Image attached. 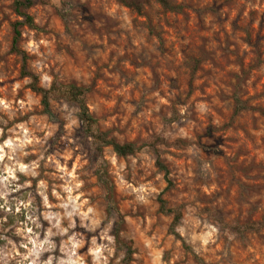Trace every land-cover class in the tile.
I'll list each match as a JSON object with an SVG mask.
<instances>
[{"label":"rangeland","instance_id":"374dc122","mask_svg":"<svg viewBox=\"0 0 264 264\" xmlns=\"http://www.w3.org/2000/svg\"><path fill=\"white\" fill-rule=\"evenodd\" d=\"M16 1L0 0V69L10 73L0 88L27 78L23 58L13 50L15 24L23 21ZM167 1L169 9L151 0L137 11L120 0H58L59 7L54 0H34L22 12L33 17L35 27L21 26L19 48L38 81L33 66L43 57L29 53L25 44L37 45L49 57L45 74L51 88L74 84L89 89L85 102L98 121L96 133L141 148L121 157L104 147L97 156L95 144L90 153L92 160L110 156L126 167L132 160L143 164L137 180L155 189L150 203L132 212L134 194L122 192L104 168L116 210L124 208L127 218L142 221V227L151 222L148 235L160 240L155 248L137 243L133 226L120 216L110 234L117 237L118 251H124L121 264H264V0ZM29 92L40 96L42 108L35 114L48 116L41 94L30 85L17 89L21 99ZM62 102L78 108L55 93L52 120H60L54 105ZM181 115L194 126V141L157 133L172 125L187 130ZM75 135L92 133L81 123ZM125 180L140 186L131 173ZM161 199L175 212H163ZM177 212L182 216L178 227L186 231L195 226L203 235L217 228L216 243L197 253L179 233L173 235Z\"/></svg>","mask_w":264,"mask_h":264},{"label":"clouds","instance_id":"9594fccd","mask_svg":"<svg viewBox=\"0 0 264 264\" xmlns=\"http://www.w3.org/2000/svg\"><path fill=\"white\" fill-rule=\"evenodd\" d=\"M54 2L60 6L58 0ZM24 47L29 53L43 57L33 68L41 77L39 87L48 91L52 84L45 74L49 57L37 45ZM9 75L0 69V81H6ZM32 83V78L27 77L15 86L0 88L4 97L0 99V264H121L124 251H118L117 237L110 233L122 215L133 226L137 243L142 242L148 248L159 246V236L148 235L151 222L142 227V221L127 218L124 208L117 211L99 179L107 167L119 189L134 194L131 210L135 212L137 206H147L149 197L154 198L155 193L151 184L137 180L136 170L144 165L132 160L126 167L123 161L117 164L110 156L92 160L90 153L95 152L96 143L93 137L75 135L82 123L75 115L79 109L62 102L54 105L60 120L36 115L42 108L40 96L29 92L21 99L17 95V89L23 90ZM199 110L206 111L203 105ZM19 118H25L24 122L17 123ZM181 119L187 130L172 125L171 130L163 132L157 128V133L170 140L180 137L194 141V126L186 116L181 115ZM213 124L219 126L218 121ZM73 160L75 163L68 167ZM129 173L139 187L133 188L126 182ZM109 208L113 209L111 214ZM175 231L197 253L219 238L214 227L203 235L196 234L195 226H189L187 231L185 227H177ZM119 235L125 238L126 233L121 231Z\"/></svg>","mask_w":264,"mask_h":264},{"label":"trees","instance_id":"16d2710c","mask_svg":"<svg viewBox=\"0 0 264 264\" xmlns=\"http://www.w3.org/2000/svg\"><path fill=\"white\" fill-rule=\"evenodd\" d=\"M34 0H18L16 1V9L18 13L23 17V21H19L15 24V36H14V41H13V50L17 53H19L24 61L23 65V71L22 74L25 77H31L33 80V83L30 84V87L37 93L42 95V104L44 107V112L51 117L52 119H55V113L52 109L51 106V96L54 95L55 93H62L64 97L69 99L71 102L75 103L78 106L79 113L78 117L80 121L86 126L88 131L92 133V137L94 141L96 142V151H97V156L101 155L103 148L104 147H112L114 152L121 156V157H127L130 155H134L137 153L141 148L138 147L135 143L132 142H125V143H120L118 142L115 138H110L109 134L107 132H93L92 129L93 127H97L98 121L97 119L90 113V110L85 102V95L88 93L89 89L86 87H81L77 86L74 84L59 87L57 84H54L51 89L48 91L43 90L42 88L39 87V81H38V76L31 71L27 69L26 65V55L25 53L19 48V41L21 39V26L22 25H28L30 27H35V22L33 20V17L25 14L22 12L23 8H28L33 4ZM124 5L135 9L137 11H141L142 5L145 3L150 2L151 0H120ZM159 3H161L163 6L166 8H171L172 6L167 0H155ZM162 168L166 171V175L169 176V173L165 166L161 164ZM99 179L102 181V185L108 190L110 200L113 199V184L107 177L106 172L104 171L103 176L99 177ZM169 181V186L170 188L173 183ZM161 203V210L165 213H172L175 212L172 209H169L167 207V202L164 199L160 200ZM182 216L180 212H177L173 225L171 227V233L175 235L176 237L179 236L178 232L175 231V229L178 227L180 220ZM127 252L129 255L133 253V250L131 246H127Z\"/></svg>","mask_w":264,"mask_h":264}]
</instances>
